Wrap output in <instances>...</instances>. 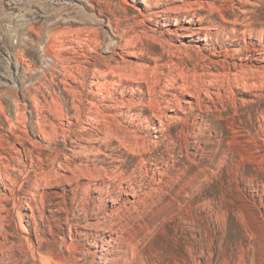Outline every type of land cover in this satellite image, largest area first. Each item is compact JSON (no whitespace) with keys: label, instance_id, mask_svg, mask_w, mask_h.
Segmentation results:
<instances>
[{"label":"rangeland","instance_id":"374dc122","mask_svg":"<svg viewBox=\"0 0 264 264\" xmlns=\"http://www.w3.org/2000/svg\"><path fill=\"white\" fill-rule=\"evenodd\" d=\"M35 261L264 264V0H0V264Z\"/></svg>","mask_w":264,"mask_h":264},{"label":"bare ground","instance_id":"6f19581e","mask_svg":"<svg viewBox=\"0 0 264 264\" xmlns=\"http://www.w3.org/2000/svg\"><path fill=\"white\" fill-rule=\"evenodd\" d=\"M16 204H17V203H16ZM25 232H26V231H25ZM31 248H32V247H31ZM32 252H33V251H32ZM35 262H36V261H35ZM36 264H40V262L37 261Z\"/></svg>","mask_w":264,"mask_h":264}]
</instances>
